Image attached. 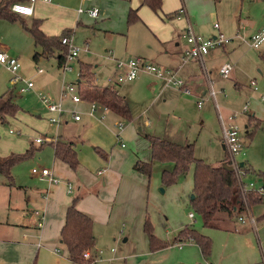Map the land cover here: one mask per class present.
I'll use <instances>...</instances> for the list:
<instances>
[{
    "label": "crops",
    "instance_id": "obj_1",
    "mask_svg": "<svg viewBox=\"0 0 264 264\" xmlns=\"http://www.w3.org/2000/svg\"><path fill=\"white\" fill-rule=\"evenodd\" d=\"M221 1L175 0L170 4L167 0H162L159 13H151L145 8V4H141L142 0H131L128 11L130 8H138V20H143L147 24L151 36L146 39L145 44L143 42L140 45L132 46L128 53L144 57L165 71H171L175 78L184 81L187 91L182 87L165 84L163 79L144 72H141L133 81L121 84L120 92L115 86L117 94L122 96L129 106V118L127 123H122L121 128L118 126L123 120L121 116L111 110L104 109L102 106H98L95 110L98 115H95V112L90 115L88 113L90 102L83 99L81 105L83 110L87 111L89 125L83 128L84 122L81 131L73 128L66 130L68 135L61 134L51 137L53 140L62 139L74 143L79 161L76 169H71L66 163L57 159L53 145L44 142L49 143L53 150L52 171L60 178V183L50 184L45 178L39 176L36 187L31 188L33 189L32 192H27L26 187L22 189V186H17L14 183L6 184L3 177L0 179V264H74L60 241V230L64 224L66 209L73 198H77V208L93 220L92 229L95 238L91 253L95 256L101 236L98 232L99 225L105 223L108 226L119 212L128 215L133 214V207L128 206L129 198L134 189L138 187V184L132 180L135 174L133 164L135 160L139 159V155L144 161L150 158L148 143L144 137L146 134L165 138L178 144L190 143L194 150H197L199 144L202 143L203 147H207L216 153V156H212H215V164H210L220 165L222 163L227 156V151L222 142L219 117H222L223 121L227 123L231 114H225L226 116L222 114L217 99L219 90H215L213 83L217 82L221 65L229 62L227 56L224 55L227 53L225 51L227 45L233 40L240 41L243 37L236 29L238 24L235 27L230 24L231 17L228 11L224 10L225 15L220 17L219 6L222 4ZM36 2L49 5L51 10H58L66 6L72 7L80 16L86 13L79 14L77 9L80 6L85 8L94 6L95 0H51L50 2L37 0ZM61 4L62 6H60ZM182 6L185 7L187 16L179 18L168 16L171 13L177 15ZM34 15L35 10L33 9L30 16L16 15L15 20L0 18V51L7 54L10 51L23 53L29 49L33 50V54L40 52L41 48L34 44L33 38L23 26V24L29 25L28 21L31 20V23L33 20H39V28L47 36H58L62 26L58 23L55 25L52 23L56 16L37 14L42 17L40 20ZM80 18L81 16L76 18V25L80 23ZM216 18L221 20L218 22V29L214 27ZM211 21H214L213 24ZM188 22L192 25L194 32L206 40L218 32L230 37L229 43L219 47L224 50V53L215 48H210L203 55L202 63L197 59L183 60L182 52L187 46L183 32ZM206 25L212 26L211 31H206ZM263 26L264 17L260 21V28L255 32ZM63 32H72V30L66 29ZM210 32L211 34H209ZM126 50L127 48L121 53L124 58H127ZM33 54L32 59L34 61H37L39 57L47 56L40 55L35 60ZM116 61L117 59H115V64ZM82 63L90 64L95 76V66L89 62ZM33 68V66L25 68L21 65V72L26 77L28 72H34ZM3 69L7 70L0 64V71ZM38 69L39 67L37 68V76L43 72V69ZM115 71L116 67L112 74ZM233 71L234 67L228 77L232 73L234 75ZM21 83L25 85L24 81ZM234 85L237 86V82ZM210 87L215 91L214 99L208 94ZM253 90L256 91L257 89L253 87ZM199 101H202L203 105L198 108ZM103 118H106V122L103 121ZM258 118L252 113L248 116V123L245 127L249 130L250 125L260 120ZM81 119H74V121L79 122ZM102 130H106L105 133L110 136L112 141L116 140L120 147H124L122 140L124 139L129 145L135 147L134 152L128 153L121 151V149L113 152L109 143H104L100 138ZM84 141L93 145L94 148L97 146L102 151L105 150L103 153L106 158L91 149V145L90 147L84 145ZM116 154L120 155L117 167H115ZM198 157L203 158L200 155ZM161 164L170 168L169 163L161 162ZM95 169L96 172L94 173ZM94 175L100 176L102 186L100 190H97V183L94 184L93 182V180L97 181ZM66 181H71L76 189L68 192ZM39 182H45V185L41 187ZM189 188L192 191L191 181ZM118 199L123 200L119 207L117 206ZM252 205L257 208L254 218L249 206L253 223L248 220L240 222L236 218L233 223L226 225V229L206 227L201 231L212 241L209 257H203L198 245L194 242L178 241L170 244V247L167 246L166 251L178 248V252L166 264H264V202H255ZM35 210L44 214L41 226H38L40 217L34 214ZM191 218L193 219L194 216L189 217V219ZM93 249L95 250L93 251ZM150 252L148 254L150 258H144L145 261L149 264H156L161 261V251ZM116 258L112 256L108 259Z\"/></svg>",
    "mask_w": 264,
    "mask_h": 264
},
{
    "label": "rangeland",
    "instance_id": "obj_2",
    "mask_svg": "<svg viewBox=\"0 0 264 264\" xmlns=\"http://www.w3.org/2000/svg\"><path fill=\"white\" fill-rule=\"evenodd\" d=\"M173 1L175 0H167L170 4ZM215 1L218 2V0ZM221 2L222 4L219 6L220 17L225 15L224 10L228 11L231 17L230 24L234 27L238 24L236 29L243 39L240 41L233 40L228 44L225 50L227 53H224V50L219 47L215 48L227 56L228 61L234 67V75L232 73L227 79L219 75L217 82L213 84L215 90H219L217 99L222 114L224 116L228 113L236 114L234 122L240 128L239 136L243 143L244 154L240 153L235 158L239 163L244 162L251 170L242 177L243 182L246 184L257 182L260 177L264 181V41L257 48H253L247 43L248 36L260 28V21L264 17V1L222 0ZM130 3L131 0H95L94 7L99 10L97 18H90L86 14H81L80 23L77 25L76 18L80 16L72 7L66 6L58 10H51L49 5L38 2L34 4L35 18L41 20L42 17L40 16H56L52 23L54 25L58 23L62 26L58 35H61L66 29L72 30L68 35L71 38L72 46L78 51L76 57L66 61L71 66L70 70H63L62 65L58 67L57 51L46 57H39L37 61L32 59V49L23 53H15V51L8 53L11 56H17L23 67H34V72H28L25 77V80H32L34 88L26 93L18 91L24 84L21 82L13 84L11 81L13 75L10 72L4 69L0 71V97L11 96L19 107L15 117H6L4 120H0V156H7L12 153L23 154L31 147L34 148L31 155L17 161L12 166L11 175L15 185L22 186V189L26 187L27 192H32L33 189L31 188L36 187L39 176L31 174V169L48 168L52 170L53 150L49 143H36V138H49L50 141L45 142H51L54 141L51 137L61 134L68 135L66 130L75 128L81 131L84 122L83 128L89 125V116L81 105L83 101L73 103L69 93L64 88L68 83L76 85L79 78L78 62H89L95 66L94 79L92 77V81L83 85L82 88L103 87L106 85L107 79L114 75L112 73L115 68V59L125 60L129 57H136L137 55L128 53L129 49L143 42L145 44L146 39L151 36L149 27L143 20L127 21ZM144 6L149 12H153L148 6ZM31 21H28L29 25ZM215 21L218 23L221 20ZM213 22L211 21L212 24ZM206 26V31H211L212 26ZM126 48L127 58H124L121 53ZM38 67L43 69V72L37 76ZM251 81L255 82L256 91L253 90ZM235 82H237V86L234 85ZM121 84L124 83L115 84L118 92H120ZM37 92H41L55 101H60L64 112L58 124L49 123L48 117L51 114L45 109ZM244 105H247L248 109L245 113H241ZM252 113L260 120L250 125V134H247L248 129L245 125L248 123V116ZM75 114L82 118L81 121H74ZM94 114L98 115L96 112ZM103 121L106 122V118H103ZM124 122L127 123V119L121 120V123L125 124ZM100 127L103 126L100 125ZM105 132L106 130L100 132V138L104 143H109L113 152L118 149L128 153L134 152L135 147L129 145L124 139H122L124 147H120L119 143H116V140L112 141ZM83 144L89 147L91 145L85 141ZM40 146L41 148L38 150ZM91 149L95 150L93 145H91ZM194 154L196 157L200 155L209 164H215V151L203 147L202 143L199 144L197 150H194ZM213 155L215 156L212 157ZM119 156L116 154L115 167L120 161ZM139 159L142 160L140 155ZM163 168H166L165 165L156 161L152 163L150 176L135 171L132 180L138 184V187L134 189L128 200V206L133 207V214L128 215L119 212L108 226L105 223L99 225L98 232L101 236L100 243L96 248L103 253L96 257L91 253L92 257L96 259L94 264H149L144 260V258H150L148 254L151 253L148 236L144 230L146 219L152 226L153 235L158 240L167 243H171L178 231L185 226L200 232L206 229L200 216L190 204L191 190L189 186L190 181L191 184L193 183V166L189 168L185 176L179 178L176 184L171 185H164L161 181ZM93 172L95 173L96 169ZM53 174L57 177L54 172ZM257 174H262V176L258 177ZM94 176L97 181L93 180V182L94 184L97 183V190H100L102 187L100 176ZM0 179H3L2 176ZM69 182L71 183V181ZM39 184L42 187L45 182H39ZM71 187L73 191L76 189L72 183ZM160 189H163V192ZM248 201L249 199H247V203ZM117 203L119 207L123 200L118 199ZM250 207L255 218L257 208L253 205ZM189 212L193 213V219H189ZM239 214L245 215V212H239L232 218L227 217L224 213L218 215L224 219L223 224L227 225L233 223ZM93 235L95 234L93 233ZM29 240L31 241V238ZM166 249L168 247L159 250L162 259L156 264H166L178 252V248L167 251ZM90 251L92 252V249ZM112 256L119 259L109 260L108 258Z\"/></svg>",
    "mask_w": 264,
    "mask_h": 264
},
{
    "label": "trees",
    "instance_id": "obj_3",
    "mask_svg": "<svg viewBox=\"0 0 264 264\" xmlns=\"http://www.w3.org/2000/svg\"><path fill=\"white\" fill-rule=\"evenodd\" d=\"M26 0H0V18L15 20L16 13L11 11L12 3ZM141 4L147 5L153 12L159 13L162 6V0H142ZM138 8H130L127 15V21L138 20ZM168 16L176 17V13ZM25 30L33 38L34 44L41 48L40 52H35L33 58L36 60L40 55L53 54L57 51V62L61 66L66 58L67 47L61 43L63 36H69L70 32H63L58 36H47L39 28V20H33L30 25L23 24ZM79 80L77 82L78 94L84 100L96 102L99 106L117 113L121 118H129V106L126 100L117 94L114 88L108 86L95 87L87 89L83 85L94 79V73L90 64L78 63ZM19 107L13 101L11 96L0 97V120L6 117H15ZM250 120V119H249ZM258 122V121H257ZM254 122V123H257ZM250 134V130L246 131ZM148 143L150 158L149 160L137 159L133 168L146 176H150L153 162H166L170 168H163L161 172V181L164 185H171L178 182L179 178L185 176L191 166H193V183L190 199L193 210L200 216L205 227L226 229L223 224L224 219L218 214L224 213L232 218L239 212L245 210L243 197L239 190L238 182L233 171L220 165H211L198 158L194 154L192 144H178L165 138L153 135H144ZM44 143V142H43ZM53 145L54 154L57 159L66 163L71 169H76L79 164L77 152L73 142L56 139L49 142ZM41 148L38 147V150ZM34 149V148H33ZM32 147L23 154H10L0 156V175L4 178L6 184H13L11 175L12 166L19 160L32 154ZM98 155L106 158L103 151L95 147ZM222 162H227V156ZM243 168L249 172L250 167L244 163ZM251 171V170H250ZM258 177L262 174H257ZM248 205L260 202L259 197L254 193H248L246 196ZM77 198H73L68 205L65 213L64 224L60 230V241L63 244L69 259L74 264H94V257L85 259L83 252L93 247V220L86 213L79 210L76 206ZM144 230L147 233L151 251L160 250L170 244L178 241H192L198 245L203 257L207 258L211 252V239L200 231L185 226L178 231L175 239L171 243L158 240L152 233V226L146 219Z\"/></svg>",
    "mask_w": 264,
    "mask_h": 264
},
{
    "label": "built area",
    "instance_id": "obj_4",
    "mask_svg": "<svg viewBox=\"0 0 264 264\" xmlns=\"http://www.w3.org/2000/svg\"><path fill=\"white\" fill-rule=\"evenodd\" d=\"M37 0H26V1H16L11 5V11L13 13L30 16L33 13V5ZM42 2H50L51 0H40ZM81 1H92V0H81ZM264 1V0H261ZM78 13H86L88 16L96 18L98 16L99 10L91 6L89 8H83L80 6L78 9ZM186 9L184 6L180 7L176 17H184L186 15ZM215 28H219L218 23H214ZM183 36L185 38L187 46L182 52V59L187 61L190 59H197L202 63V57L204 54L208 52L210 48H216L223 45H226L231 41L230 37H227L222 32H218L215 36L209 39H204L201 35L194 32L192 25L188 22L186 27L184 28ZM61 43L67 47V54L62 64L63 70H70L71 66L66 62L77 56L78 49L73 47L71 44L70 36H63L61 38ZM264 41V26L259 29L257 32L253 33L248 37L247 43L254 48H257L261 42ZM0 64L3 65L13 76L12 83L16 84L18 82L24 81L25 85L19 88L20 93H25L26 91L33 88V82L30 80H25V76L21 72V65L17 57L8 55L7 53L0 51ZM116 71L114 75L107 79L106 86L110 88H114L116 83H126L133 81L138 77L141 72L151 73L156 75L157 77L164 80L165 84H171L176 87H182L185 89L184 81L181 79H177L174 76V73L171 71H165L159 65L147 60L144 57L136 56L129 57L125 60H117ZM233 68V65L229 62H226L221 65L219 69V73L222 77L227 78ZM38 70H41L40 68ZM77 85V84H76ZM75 84L68 83L64 86L65 90L69 93L70 99L74 103H78L83 101V99L78 94V88ZM251 85H253L254 89H257L255 82L251 81ZM187 91V89H185ZM38 97L45 109L51 115L48 117V121L51 124H58L60 122V117L62 116L64 109L61 106L60 101H55L54 99L45 96L43 93L38 92ZM209 96L214 99L215 91L210 87L208 90ZM202 105V101L198 102V107ZM99 105L96 102H90V108L88 113L92 115L96 108ZM106 109V108H104ZM247 105H244L241 113H245L247 111ZM234 117L236 114H232L229 116V121L226 123L223 121L222 117H219L221 121V131H222V142L227 151V163L232 166L233 172L238 182L239 190L243 197L244 205H245V215H237V220L240 222H245L246 220L253 223V218L250 213V208L247 203L246 196L248 193L256 194L259 199L264 202V181H262V177L258 178L257 182H249L248 184L244 183L242 177L247 173V171L241 166L240 163L236 160L235 156L238 154H244L243 152V143L240 140V128L236 122H234ZM78 115H74L75 120H79ZM119 128H121L122 123L118 124ZM37 143H43L45 141H50L49 138H36ZM31 173L33 175H38L42 178H45L50 184H58L61 180L54 176L53 171L48 168H32ZM100 173V172H99ZM262 181V182H260ZM67 191L72 192L71 183L69 181L65 182ZM34 214L38 215L39 222L38 226H41L44 220V214L40 213L39 210H35ZM189 217H193V213L190 212ZM101 250L96 251V257L98 254H101ZM83 257L88 259L92 257L91 251L86 250L83 252ZM95 259V258H94ZM96 260V259H95Z\"/></svg>",
    "mask_w": 264,
    "mask_h": 264
},
{
    "label": "water",
    "instance_id": "obj_5",
    "mask_svg": "<svg viewBox=\"0 0 264 264\" xmlns=\"http://www.w3.org/2000/svg\"><path fill=\"white\" fill-rule=\"evenodd\" d=\"M240 165L242 166L243 165V162H240ZM221 166L225 167L226 169L230 170V171H233V168L232 166H230L227 162H222L221 163ZM162 192H163V189H160ZM194 195L191 194L190 195V199H193Z\"/></svg>",
    "mask_w": 264,
    "mask_h": 264
}]
</instances>
